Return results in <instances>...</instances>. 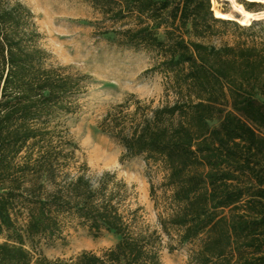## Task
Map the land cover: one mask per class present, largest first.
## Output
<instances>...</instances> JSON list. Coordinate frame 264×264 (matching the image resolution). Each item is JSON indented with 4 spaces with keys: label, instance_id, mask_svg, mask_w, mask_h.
Here are the masks:
<instances>
[{
    "label": "trees",
    "instance_id": "1",
    "mask_svg": "<svg viewBox=\"0 0 264 264\" xmlns=\"http://www.w3.org/2000/svg\"><path fill=\"white\" fill-rule=\"evenodd\" d=\"M85 1L105 19L130 20L103 34L155 51L151 70L170 75L173 103L131 114L120 104L98 125L124 159L162 163L170 212L159 217L160 230L139 227L122 209L125 183L114 173L93 180L85 166L67 171L73 144L52 122L77 110L86 76L47 63L31 10L0 0V264H160L162 235L172 233L179 243L197 242L190 264H264V35L209 41L229 26L253 29L236 22L256 20L223 6L214 15L210 0ZM67 217L93 237L118 240L68 260L26 247L58 238Z\"/></svg>",
    "mask_w": 264,
    "mask_h": 264
},
{
    "label": "rangeland",
    "instance_id": "2",
    "mask_svg": "<svg viewBox=\"0 0 264 264\" xmlns=\"http://www.w3.org/2000/svg\"><path fill=\"white\" fill-rule=\"evenodd\" d=\"M19 1L33 14L40 33L38 44L49 53L47 63L86 76L82 81L85 86L77 96V110L61 114L52 122L73 144L67 147L72 151L67 171L74 175L79 167L85 166V174L93 180L106 171L114 173L117 181L125 183L122 205L125 214L134 212L139 227L160 230L159 217L170 212L166 201L170 190L163 186L166 171L162 163L146 160L143 155L124 159V148L98 128L107 113H117L120 104L123 114H131L135 109L140 113L142 109L176 100L170 75L151 70L159 59L156 52L120 45L115 34H103L133 24L130 20L105 19L85 0ZM210 3L214 15L223 6L256 20L249 25L232 20L245 28L254 27L245 32L232 26L220 29L218 36L209 40L211 43L232 45L237 41L250 42L251 37L260 40L264 35V0H210ZM24 223V219H18V224ZM4 240L5 235L0 236V242ZM117 240V236L107 232L93 237L86 226L67 217L58 238L37 237L26 242V247L49 259L68 260L82 251L101 254ZM196 243H179L173 233L163 234L160 264H190L189 254Z\"/></svg>",
    "mask_w": 264,
    "mask_h": 264
}]
</instances>
